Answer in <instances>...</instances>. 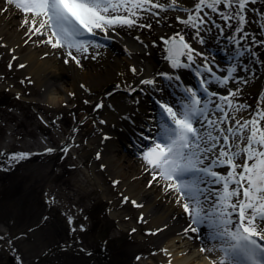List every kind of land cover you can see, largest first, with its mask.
<instances>
[{"label": "snow or ice", "instance_id": "obj_1", "mask_svg": "<svg viewBox=\"0 0 264 264\" xmlns=\"http://www.w3.org/2000/svg\"><path fill=\"white\" fill-rule=\"evenodd\" d=\"M256 3L257 0H195L189 9L178 6V0H5L6 5L13 4L25 14L21 27H26L25 35L30 39L41 38L34 41L37 46L63 50L64 62L68 63L70 58L78 66L81 56L86 58L90 48L103 47L100 41L117 35V28L150 29L151 18L159 23L162 13L171 10L186 14V19L177 17V21L191 30L190 38L186 39L187 32L178 31L162 38V42L170 67L190 69L196 84H187L173 71L143 78L136 86L128 85V95L137 104L139 97L134 93L139 91L143 95L142 85L157 94L153 96L156 107L130 142L151 177L148 186L156 183L170 192V198L182 209L187 224L177 235L202 241L199 251L206 253L202 258L210 264H264V107L259 103L264 101V89L255 108L239 103L242 86L251 83L257 69L264 67V59L257 51L264 48V39L244 28L247 13L257 12L251 7ZM261 21L264 12L258 14L256 21L260 24V35L264 36ZM213 35L217 50L227 61L225 66L216 62V50L205 47L207 38ZM193 43L203 50L193 47ZM8 67L12 68L11 61ZM18 67L23 69L26 65L20 63ZM130 71L135 74L137 69L133 66ZM157 77L163 79L160 87ZM26 81L32 83L30 77L20 83ZM216 88H224L225 92ZM165 91L167 95L163 94ZM102 107L101 100L94 111ZM244 110H248L250 118L238 119L236 114ZM77 130L73 128L72 132ZM68 150L67 145L62 147L65 153ZM53 151L46 149L48 153ZM4 156L0 152V158ZM29 156L30 153L23 152L7 154V168L10 170ZM112 183L116 186L120 181ZM128 200L123 196L122 202ZM131 203L143 207L136 200ZM138 222L147 223L143 215ZM69 225L71 232L85 230L83 225L74 226L71 217ZM161 231L154 229L145 234L156 235ZM4 245L16 253L12 237L0 235V246ZM157 252L171 264V254L166 248ZM16 261L23 264L19 255Z\"/></svg>", "mask_w": 264, "mask_h": 264}, {"label": "rangeland", "instance_id": "obj_2", "mask_svg": "<svg viewBox=\"0 0 264 264\" xmlns=\"http://www.w3.org/2000/svg\"><path fill=\"white\" fill-rule=\"evenodd\" d=\"M194 3L195 0H178V6L189 9ZM251 7L257 12L247 13L248 22L244 28L258 39H264L260 35V24L256 22L258 14L264 12V0H257ZM5 8L7 10L0 13L14 16L17 26H21L25 14L13 4L6 5L5 0H0V9ZM177 17L186 19V14L170 10L161 14L159 23L151 18L150 29H116L119 34L139 37L147 46L142 56L152 65L153 73L148 77L171 72L170 63L165 60L166 45L162 38L167 39L178 31L187 32L186 39L190 38L191 30L178 23ZM28 19H32L31 14ZM207 39L205 47L216 50V62L225 66L227 61L217 50L214 35ZM100 43L104 46L90 48L86 58L80 57L79 66L70 58L68 63L64 62L69 73L58 84L62 101L53 107L43 103V92L33 80L20 83L27 77L24 68L18 67V60H10L6 53L9 47L0 42V152L5 154L0 158V235L12 237L16 249V253H12L6 245L0 246V264H17L16 255L21 257L23 264H161L163 261L161 256L153 255L158 249L153 242L156 235L145 234L151 230L149 225L138 222V208L132 205L129 195L112 182L126 180L136 184V191L154 188L157 194H165L170 201L173 200L171 193L156 183L148 186L151 177L144 162L137 157V150L128 148L126 142L115 151L119 178L111 174L102 160L104 137L120 123L125 126L129 122L133 136L141 131L139 125L147 121L156 107L153 96L157 94L146 85L141 86L145 90L143 95L139 91L134 93L139 102L145 103L141 114L143 121L137 125L131 123L134 119L129 116L132 113L129 109L135 106L136 111L140 108L136 105L141 103H134L127 86L139 84L142 67L133 64L116 41L108 39ZM193 47L203 50L196 43ZM257 51L264 59V48ZM73 54L76 55L74 50ZM59 57L61 59V52ZM10 61L11 69L8 67ZM133 66L137 69L135 74L130 71ZM263 79L264 67H261L251 83L242 86L239 103L255 108L264 89ZM157 81L160 87L163 79L157 77ZM163 94L167 95V91ZM101 100L104 107L94 111ZM259 103L264 107V101ZM236 115L238 119L250 118L248 110ZM100 120L106 123L101 124ZM73 128L78 130L73 133ZM65 145L69 148L66 153L62 151ZM47 148L54 151L48 153ZM17 152L30 153V156L16 162L9 170L5 163L7 154ZM101 165L105 167L102 169ZM123 196L129 198L128 202H122ZM113 208L122 212L121 218L112 215ZM69 217L74 226L83 225L85 230L70 234ZM137 232L142 239L137 237ZM49 247L53 250H48ZM89 250L92 256H88Z\"/></svg>", "mask_w": 264, "mask_h": 264}, {"label": "bare ground", "instance_id": "obj_3", "mask_svg": "<svg viewBox=\"0 0 264 264\" xmlns=\"http://www.w3.org/2000/svg\"><path fill=\"white\" fill-rule=\"evenodd\" d=\"M25 31L26 28L20 25L17 26L14 16L8 17L0 13V42L9 47L6 52L7 55L9 54L10 60L15 56L16 60L19 61L18 63L26 65L23 71L27 77H30L34 81L35 86L42 90L43 103L55 107L62 101V94L60 93L58 84L69 73V69L64 64L65 53L63 50H53L50 46L47 47V45L37 46L34 42L35 38L32 37L30 39L25 35ZM109 36H111V33H109ZM136 38L117 32V35L110 39L116 41L133 64H137L143 68L140 76L141 80L151 76L153 70L151 63L142 56V52L146 49L143 42L141 43V40H137ZM59 52H61V59ZM177 70H180L179 74L183 81L190 84L189 81L193 78L192 72L188 69ZM171 72H173L172 68ZM216 91L220 93L225 92L223 88H216ZM139 103L141 104L136 105L140 107L138 110L135 111V106L131 107L133 109H129L132 112L129 116L134 119L136 125L140 124L141 120L143 121L141 114L144 112L143 106L145 101L142 102L141 100ZM122 126L124 125L120 123L116 130L110 132L109 139L105 141L102 156V160L107 165L111 174L116 178H119L120 175L115 166V151L118 150L121 143L125 142L128 148L136 149L134 146H131L130 142V138L133 136L131 134L132 126L129 122L126 123L124 128ZM119 181L118 186L125 194L129 195L132 200H136L137 204H143V207H137L138 215H143L149 228L151 230L163 229V231L156 234L153 242L158 249L166 248L168 250L171 254V264H210L209 260L202 258L206 253L199 251V245L202 241L188 240L184 239L182 235H177V233L182 232V229L187 224V220L184 218L182 209L175 204L174 200L170 201L165 197V194H157L154 188L145 187L140 191H136V184H131L126 180ZM111 212L116 219L121 218L123 215L120 210L114 208L111 209ZM119 225L124 227L123 223L119 222ZM137 237L142 239L139 232H137ZM70 242H73L72 238ZM157 256L163 258L161 264H168L166 256L158 252Z\"/></svg>", "mask_w": 264, "mask_h": 264}, {"label": "water", "instance_id": "obj_4", "mask_svg": "<svg viewBox=\"0 0 264 264\" xmlns=\"http://www.w3.org/2000/svg\"><path fill=\"white\" fill-rule=\"evenodd\" d=\"M166 59V58H165ZM167 60V59H166Z\"/></svg>", "mask_w": 264, "mask_h": 264}]
</instances>
